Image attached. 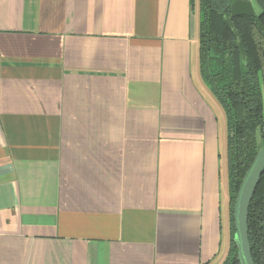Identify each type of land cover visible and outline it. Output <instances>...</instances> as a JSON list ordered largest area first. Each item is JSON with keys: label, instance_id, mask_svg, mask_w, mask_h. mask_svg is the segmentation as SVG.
Segmentation results:
<instances>
[{"label": "crops", "instance_id": "obj_1", "mask_svg": "<svg viewBox=\"0 0 264 264\" xmlns=\"http://www.w3.org/2000/svg\"><path fill=\"white\" fill-rule=\"evenodd\" d=\"M220 108L198 0H0V264H221Z\"/></svg>", "mask_w": 264, "mask_h": 264}, {"label": "trees", "instance_id": "obj_2", "mask_svg": "<svg viewBox=\"0 0 264 264\" xmlns=\"http://www.w3.org/2000/svg\"><path fill=\"white\" fill-rule=\"evenodd\" d=\"M232 0H198L200 77L226 115V155L231 222L230 249L221 264H238L232 242V209L241 180L264 143V0L252 17L232 18L244 49L225 22ZM254 264H264V172L248 209Z\"/></svg>", "mask_w": 264, "mask_h": 264}, {"label": "water", "instance_id": "obj_3", "mask_svg": "<svg viewBox=\"0 0 264 264\" xmlns=\"http://www.w3.org/2000/svg\"><path fill=\"white\" fill-rule=\"evenodd\" d=\"M255 14L256 12L251 0H232L230 3V14L224 18L226 24L237 38L242 58H244V49L240 37L232 24V18L238 16L252 17ZM263 172L264 143L257 150L256 155L246 170L234 199L232 209L234 229L232 242L236 249V260L238 264H254L248 239V209Z\"/></svg>", "mask_w": 264, "mask_h": 264}, {"label": "rangeland", "instance_id": "obj_4", "mask_svg": "<svg viewBox=\"0 0 264 264\" xmlns=\"http://www.w3.org/2000/svg\"><path fill=\"white\" fill-rule=\"evenodd\" d=\"M197 10V9H196ZM255 10L258 12L259 11V7H255ZM197 17V15L195 14V18ZM224 110H222L221 108L218 109V115L220 116V123L222 125H224V133H225V140H224V143H222V146L220 148V155H221V158L223 160V162L221 161V173H222V178L224 179L226 176H225V172H226V129H225V125H226V115L225 113L223 112ZM221 257V254L217 257V259H215L213 262H217L218 259Z\"/></svg>", "mask_w": 264, "mask_h": 264}]
</instances>
